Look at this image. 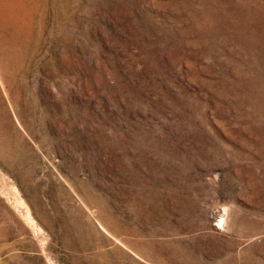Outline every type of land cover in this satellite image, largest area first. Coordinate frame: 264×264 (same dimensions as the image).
<instances>
[{
  "label": "rangeland",
  "instance_id": "374dc122",
  "mask_svg": "<svg viewBox=\"0 0 264 264\" xmlns=\"http://www.w3.org/2000/svg\"><path fill=\"white\" fill-rule=\"evenodd\" d=\"M0 264H264V0H0Z\"/></svg>",
  "mask_w": 264,
  "mask_h": 264
}]
</instances>
